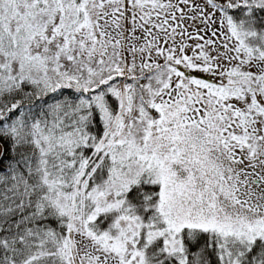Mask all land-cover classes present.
I'll use <instances>...</instances> for the list:
<instances>
[{
	"label": "snow or ice",
	"instance_id": "obj_1",
	"mask_svg": "<svg viewBox=\"0 0 264 264\" xmlns=\"http://www.w3.org/2000/svg\"><path fill=\"white\" fill-rule=\"evenodd\" d=\"M0 264H264V0H0Z\"/></svg>",
	"mask_w": 264,
	"mask_h": 264
}]
</instances>
